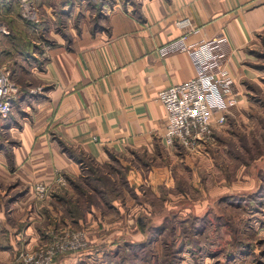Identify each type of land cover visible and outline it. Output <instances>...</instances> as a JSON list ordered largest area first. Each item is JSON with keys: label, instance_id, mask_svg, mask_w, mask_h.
<instances>
[{"label": "rangeland", "instance_id": "obj_1", "mask_svg": "<svg viewBox=\"0 0 264 264\" xmlns=\"http://www.w3.org/2000/svg\"><path fill=\"white\" fill-rule=\"evenodd\" d=\"M37 1L45 20L42 29L30 26L19 8L22 19L1 23L10 33L14 27L11 37L0 31V65L20 84L19 93L29 97L42 95L46 87L33 81L36 73L28 66L44 64L57 34L71 37L65 15L78 29L86 16L90 28L104 29L108 11L103 5L118 2L87 0L75 13L74 0H65L68 7H59L58 0ZM58 9L64 12L62 19L49 15ZM247 60L235 86L240 100L226 123L196 148L173 146L172 163L115 151L100 161L65 147L78 157V171L57 169L49 179L30 185V209L7 217L19 234L17 254L0 264H11L25 249L72 240L75 233L76 249L58 252L55 264H261L264 237L257 229L264 228V37L256 40ZM20 107L13 119L12 111L0 117V150L19 144L9 140L4 128L12 120L18 125ZM3 152L4 157L8 151ZM161 168L171 171L168 181ZM39 184L45 186L43 194ZM30 223L33 229L27 233ZM35 232L39 244L28 248Z\"/></svg>", "mask_w": 264, "mask_h": 264}, {"label": "crops", "instance_id": "obj_2", "mask_svg": "<svg viewBox=\"0 0 264 264\" xmlns=\"http://www.w3.org/2000/svg\"><path fill=\"white\" fill-rule=\"evenodd\" d=\"M86 1L74 0L73 12ZM57 3L70 6L65 0ZM103 6L108 11L104 29L90 28L88 16L78 29L65 15L71 37L57 34L58 42L44 64L28 66L36 73L33 81L46 90L31 97L19 93L13 102L11 118L21 106L19 122L15 125L12 120L4 130L9 140L19 144L0 150V260L17 254L19 234L7 217L30 209V185L49 179L57 169L78 171V157L65 147L100 161L107 159L108 151H115L172 163V147L165 142L167 111L159 92L189 80L195 69L187 53L162 56L158 48L182 34L176 24L179 18L189 17L200 27L189 37L191 42L227 36L226 69L235 86L256 40L264 37V0H118ZM56 11L48 13L54 18L64 13ZM2 17L10 22L13 13L0 12V20H5ZM3 151H8L4 157ZM160 172L168 181L171 171L161 168ZM32 229L30 223L26 232ZM257 231L264 237V228ZM36 233L29 240L26 236L28 248L39 244ZM259 258L263 263L264 255Z\"/></svg>", "mask_w": 264, "mask_h": 264}, {"label": "built area", "instance_id": "obj_3", "mask_svg": "<svg viewBox=\"0 0 264 264\" xmlns=\"http://www.w3.org/2000/svg\"><path fill=\"white\" fill-rule=\"evenodd\" d=\"M6 0H0V7ZM9 1V0H7ZM21 14L27 20L40 23V10L36 0H16ZM0 31L10 34V29L1 25ZM182 34L158 48L162 56L174 52H185L191 58L195 73L187 81L168 86L159 92V98L167 111L165 142L167 146L177 145L193 149L208 139L214 130L223 126L230 109L240 100L234 79L226 69L228 52L226 35H216L191 42L189 37L200 32L189 17L176 21ZM20 91L10 71L0 65V117L8 115ZM38 192L45 191L39 184ZM78 233L72 240H58L54 245L40 246L20 252L11 264H55L58 252L76 249ZM261 264H264L261 263Z\"/></svg>", "mask_w": 264, "mask_h": 264}, {"label": "trees", "instance_id": "obj_4", "mask_svg": "<svg viewBox=\"0 0 264 264\" xmlns=\"http://www.w3.org/2000/svg\"><path fill=\"white\" fill-rule=\"evenodd\" d=\"M7 1V0H6ZM37 1V0H36ZM38 2V1H37ZM39 4V2H38ZM19 4L16 0H9L5 3H3L0 7V12H5L6 14H8L9 12L10 13H13V18L11 19V21L9 22V24H11L12 21H14L15 18L17 17H20V19H22L23 17L19 14ZM22 17V18H21ZM5 18V17H2V19ZM44 21L42 19L41 23H34L32 21H29L27 23H29L30 26H32L33 28H39L41 27V29L43 28V24H44ZM11 33L9 35H6L5 37H11V34L13 33L12 30H14V27H11Z\"/></svg>", "mask_w": 264, "mask_h": 264}]
</instances>
